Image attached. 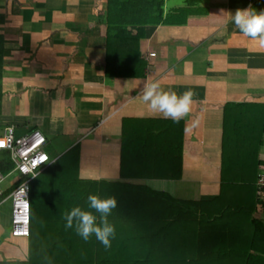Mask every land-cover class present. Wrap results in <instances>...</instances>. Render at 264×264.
I'll list each match as a JSON object with an SVG mask.
<instances>
[{
	"label": "crops",
	"instance_id": "obj_1",
	"mask_svg": "<svg viewBox=\"0 0 264 264\" xmlns=\"http://www.w3.org/2000/svg\"><path fill=\"white\" fill-rule=\"evenodd\" d=\"M203 1L212 3V15L145 26L140 63L133 55L124 58L131 66L116 76L106 69L107 56L119 47L107 38V0H0L6 42L0 134L7 125L15 136L38 129L52 159L79 143L81 176L117 179L123 120L165 119L139 98L145 82L158 81L177 95L190 91L192 103L182 117L181 178L144 182L172 194L191 184L199 188L198 198L217 193L225 128L231 136L234 119L250 109L264 118V47L230 19L237 8L256 10L258 0ZM261 141L252 156L264 162V136ZM258 167L256 174L264 171ZM7 200L0 204V248L10 237L4 232L10 225Z\"/></svg>",
	"mask_w": 264,
	"mask_h": 264
},
{
	"label": "trees",
	"instance_id": "obj_2",
	"mask_svg": "<svg viewBox=\"0 0 264 264\" xmlns=\"http://www.w3.org/2000/svg\"><path fill=\"white\" fill-rule=\"evenodd\" d=\"M180 1L107 0V38L119 46L107 56L108 75H122L131 66L124 58L137 57L145 26L184 24L191 16L212 15L210 2ZM255 8L264 9V0ZM5 48L0 33V114ZM250 112L234 119L231 136L225 128L218 191L198 199L144 182L181 178L182 118L124 119L117 179L81 176L79 143L50 157L28 182V235L14 237L24 238L16 243L7 241L5 248L16 247L17 252L0 250V264H264V197L255 182L264 162L252 156L264 136V118L256 109V117ZM13 167L10 150L0 149V173L8 174L3 198L27 178L11 172ZM90 193L116 199L107 217L115 228L108 248L94 236L85 241L64 226L65 214L75 206L86 208ZM90 211L100 223V214ZM4 232L10 236V225Z\"/></svg>",
	"mask_w": 264,
	"mask_h": 264
},
{
	"label": "clouds",
	"instance_id": "obj_3",
	"mask_svg": "<svg viewBox=\"0 0 264 264\" xmlns=\"http://www.w3.org/2000/svg\"><path fill=\"white\" fill-rule=\"evenodd\" d=\"M230 19L243 36L257 40L264 47V9L257 11L251 6L237 8L230 14ZM191 96L190 91L177 95L173 91L162 89L158 81H149L143 84L139 98L151 113L178 122L190 111ZM86 204V208L75 206L65 214V228H73L76 235L85 241L94 236L105 248L110 247L111 239L115 237V228L108 222L107 217L116 207V199L111 195L90 193ZM90 210L100 214V223L96 222L97 218Z\"/></svg>",
	"mask_w": 264,
	"mask_h": 264
},
{
	"label": "built area",
	"instance_id": "obj_4",
	"mask_svg": "<svg viewBox=\"0 0 264 264\" xmlns=\"http://www.w3.org/2000/svg\"><path fill=\"white\" fill-rule=\"evenodd\" d=\"M153 54V53H151ZM150 54V55H151ZM45 137L39 130L15 136L12 126L5 128L0 136V149H8L14 162L11 172L27 176L26 180L14 188L6 197H2L6 175L0 173V204L10 200V232L11 236H26L29 231V180L49 162V157L43 150ZM10 172V173H11ZM258 194L264 197V172L257 176Z\"/></svg>",
	"mask_w": 264,
	"mask_h": 264
},
{
	"label": "rangeland",
	"instance_id": "obj_5",
	"mask_svg": "<svg viewBox=\"0 0 264 264\" xmlns=\"http://www.w3.org/2000/svg\"><path fill=\"white\" fill-rule=\"evenodd\" d=\"M179 2H181L180 0H179ZM3 134V133H2ZM2 134H0V136H2ZM53 155H54V153H53ZM88 156L91 158V156H92V153H88ZM152 187H154V188H166V186H159V185H157V184H155V183H153L152 184ZM204 187H202L201 188V190L203 189ZM168 189H170V187L168 186ZM160 190V189H159ZM164 190H166V189H164ZM166 191H168V190H166ZM173 191H174V193L175 194H173V195H176V196H179V197H184V196H191L192 198H195V199H197L198 198V196H199V188L197 187V186H192L191 184L190 185H179V186H177L176 188L174 187V189H173ZM168 192H170V191H168ZM171 193V192H170ZM200 193H203V192H200ZM9 203H10V200H7ZM6 213H5V215H8V211L6 210L5 211ZM6 236H8V234H6ZM8 240H10L11 242H17V241H22V240H24V238H13V237H9V239ZM21 242H19V244H20ZM15 246V245H14ZM10 248H12L13 249V252L12 253H16L17 252V249H15L16 247H9L8 249H10ZM8 249H6L5 247L4 248H0V250L3 252V253H5V251L6 252H8V251H10V250H8Z\"/></svg>",
	"mask_w": 264,
	"mask_h": 264
}]
</instances>
